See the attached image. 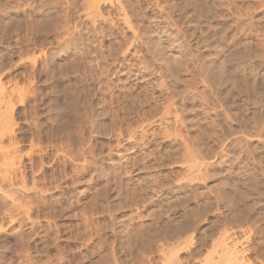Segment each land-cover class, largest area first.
Instances as JSON below:
<instances>
[{
  "label": "rangeland",
  "instance_id": "rangeland-1",
  "mask_svg": "<svg viewBox=\"0 0 264 264\" xmlns=\"http://www.w3.org/2000/svg\"><path fill=\"white\" fill-rule=\"evenodd\" d=\"M0 264H264V0H0Z\"/></svg>",
  "mask_w": 264,
  "mask_h": 264
}]
</instances>
